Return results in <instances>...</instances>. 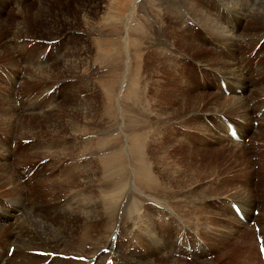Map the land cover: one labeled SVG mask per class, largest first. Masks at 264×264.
<instances>
[{"label": "rangeland", "instance_id": "374dc122", "mask_svg": "<svg viewBox=\"0 0 264 264\" xmlns=\"http://www.w3.org/2000/svg\"><path fill=\"white\" fill-rule=\"evenodd\" d=\"M42 1L45 5L43 4V9L39 10L40 14L43 13L42 15H46L47 12H49L51 18H56V23H58L56 25L61 27L60 30L59 27L55 30L52 26L46 29L45 26L41 25L42 22L45 23L44 16L41 18L31 15L35 13L32 7L37 6L38 3ZM39 2L38 0H17L16 2L15 0H0V117H3L2 119L0 118V162L4 161L6 158V156L3 155L8 152V146L12 141L10 144L12 156L10 163L13 165L12 168L15 169L18 167H16L15 164L17 159L24 162L21 168L22 170L25 167L34 166L35 163H38L39 168L37 172H40L43 176L46 175L48 179L46 184L36 186L34 193H32L29 187L32 176L23 179L24 175L22 171H17L14 174L15 176L17 174V178L15 179L24 187H22L23 192L25 191V196L29 201L27 204L29 203V206H33L37 203L36 205L43 207L44 201L48 203L51 201L49 200L50 197H56L53 204H57L56 208L49 209L42 220L37 224L38 233H27L26 231L29 229L27 227L24 228V232L26 233L21 235V237H24L21 242L20 256L18 255L17 264H37V262L38 264H88L90 261L86 259L85 256L87 253L91 252L92 246L96 250L98 249L96 241L101 239L102 231L98 236L96 233L97 229L95 228L97 226L95 213L101 215V211L97 209L95 213H90L91 216H88L90 219L87 217L83 219L89 221L88 225H90L89 227L91 228L88 229L93 236L92 239L96 240L95 245L86 243L81 234L84 228V221L81 219L80 212L85 213L89 211V207L84 211L78 209L77 203L74 202L76 194H78V197L84 203L94 199L95 204L98 206H100L98 198H100V200H107L112 204H114L116 200L121 199L120 195L122 193H118V195L117 193L114 194V192H101L100 194L96 192L97 185L100 187H104V185L106 186L108 184L112 185L111 183L114 185V182H111L114 181L113 175L109 174L110 172L113 173V170L100 159L109 155L111 152L110 150L99 151V153L92 157L88 156L89 158L86 157V159L77 158L76 160V158H74L70 160L66 158V160L62 157L59 159L48 157L51 152L46 151L53 150L59 153H65L69 151V148L74 146L73 151L76 152L75 155L77 154L79 143L76 136H74L75 138H60L55 136L59 134L64 135L65 133H68L70 136L76 131L71 130V127H73L72 121L75 123H82L83 115L80 113L82 112V104L94 108L92 115L94 116L93 122L95 127L93 125L91 131L95 134L93 136L94 140H96L95 147H98L105 141L110 148L121 150L125 155L123 159L126 161L123 174L129 173L130 178H127L126 182L131 184V194L142 199L150 200L137 212L138 222H141L144 227L151 228L156 232H168L169 245H171L170 248H173L171 252L173 256L175 253L180 252L177 244L184 242L185 239H189V234L186 236L187 238H184L182 233L188 231L184 226L189 227L187 225L190 223H187L185 219L179 218L171 222L170 220H172V218L166 219L165 216L167 214H159V212L154 209L150 210L151 207L156 208V204H159L156 203V200L162 202L168 207V210L174 212V206L172 205L173 209H171L170 205H167L168 201L175 202L173 199L181 198L192 200L195 197L194 201L197 200V197V201L207 199L205 203H200V205L197 204L196 206H198L199 213H201L199 216L209 219L207 214H209L210 211L216 212L217 210L212 206L215 205V201L212 199L226 197L225 199L239 202L240 199H237V197L248 198V194L250 193L255 197V202L258 207L254 211V220L252 221V226L256 225V232L251 225L249 231H253L255 234H260L264 237L260 229V224L264 225V216L260 221L257 217L261 209L264 210V200L262 199L260 202V198H264V154H258V151H256L258 148V150L264 149V135L263 133L256 134V132L252 130L251 134L253 137H246V139L249 140H247V143L244 145L233 142H229L228 144V142H224L223 146L225 147H219L205 131L208 129L211 133H215L216 127L213 126L212 128V125L210 123L208 124L203 118L210 119L213 115H224L226 116V118H222L224 122L226 120L231 121L232 117L230 116L242 117L236 116L234 114L236 112H232L233 108H231V102L233 101V104H235L239 99H237V101L236 99H230L233 94H231L230 88L228 89L230 93L225 91V86H222L225 95L212 94L214 89L211 86L201 88L197 91L192 81L193 71L190 70L188 72L187 69H184L186 63H193L192 65L196 67L197 70L199 69L203 72L214 71L221 74V71L214 66L219 62V56L216 54L224 56L223 52H221L222 50L216 47L209 49L203 47L197 38V34L199 33L207 35L211 40L217 43V45L222 46V48L227 49L234 55L241 54L237 57V63L242 67L243 62L240 57L243 55H247L248 57L251 50L258 44L253 50V57L264 43V0H93L92 2L91 0H39ZM50 2L52 6L54 5L53 10L49 9L48 3ZM58 2H60V4ZM27 8L29 10L28 14L25 10ZM21 9L22 11H19ZM84 9L88 10L87 12L92 9V12L90 11L84 14ZM18 11L21 13V17L24 16V19L20 17V14H17ZM228 11H236L238 13L237 17L239 19L241 18L239 22L241 30L232 28L229 24H226V19L223 18V15ZM55 12L57 13L55 14ZM61 13L69 19L66 20L61 17ZM87 14H89L87 16L88 18L86 17ZM91 15L93 16L91 17ZM83 16L88 20L84 19V21H82L81 19ZM23 20L24 22H22ZM91 20L93 24H91ZM16 23L22 26V32L25 33H22L23 35H19L17 38H12L11 35H16L15 32H17L15 30ZM205 25L208 26V28H205ZM151 26L154 28H151ZM67 28L72 29L66 30ZM57 30H59L60 34L55 33ZM210 30H214L221 41L217 38V42L212 37ZM94 31L96 34H94ZM142 31L143 33L140 34ZM67 33H71V35L69 37L64 36ZM56 34H59V37L51 40L55 38ZM240 35L244 36L246 39H244L243 43H238V46L234 45L237 36ZM253 36L255 37L253 38ZM156 37L162 40V46L159 48L155 45ZM222 37H227L228 42H231L233 47L229 44L228 46H223L224 41ZM114 49H116V52L113 53V51H115ZM66 54H68V56ZM80 56L88 58L89 63L87 66H82L78 71L69 67L70 60L65 64L62 63L65 58L71 57L72 60H74L75 57L78 58ZM226 56L230 57L228 55ZM216 58L218 60H216ZM221 59L226 60L225 58ZM59 60H61L63 65ZM200 60H204L205 62L208 61L207 63L211 64L202 63L203 61ZM43 61H49L47 63V67L50 65L48 69L54 67V73L50 77L52 79L43 80L45 79L42 78L43 76L32 72L34 66ZM227 61L229 60L225 62ZM257 63L264 75V51L260 54ZM11 66L13 67L11 68ZM89 68H91V71ZM85 69L89 72L84 71ZM33 73L35 75H33ZM185 73H187V75L184 76ZM243 74L249 75L251 71L248 72L247 69H244ZM263 85L264 81L261 83L262 87ZM182 88L186 92H192V98L189 99L187 96L184 97V91L180 90ZM248 89L250 91L252 86H249ZM242 91V95H239L243 97L246 92H244V90ZM252 91L249 92L248 98L243 99L248 109L249 107L253 108L256 98L259 97L257 93L252 97ZM229 94H231V96H229ZM259 98L263 99L261 97ZM215 99L216 102H214ZM226 100H229L227 102L229 105L228 108L225 105L223 109L222 107L212 105V103H223ZM260 101L261 105H263L264 101ZM53 103L58 106L60 105L58 110L55 109L56 107H51ZM24 107H33V112L19 116L13 114V110L22 111L23 113ZM258 107V105H255V108ZM6 109L8 111H6ZM226 109L227 113L225 111ZM135 111H137L138 114ZM249 114L250 111L247 115ZM148 115H150V117ZM206 123L208 127H206ZM126 124L128 125L127 128ZM139 124H141L140 126H142V128L138 126ZM129 126H132L131 130ZM134 126L135 128H133ZM137 126L138 129L136 128ZM253 126L258 128V123L254 121ZM74 128H76V125H74L73 129ZM80 130H82V128ZM104 130L107 132L106 134H102ZM132 130L137 131L133 132ZM32 131L34 132L32 133ZM101 131L103 132L101 133ZM138 131L140 132L139 134ZM154 135L155 137H153ZM134 136L141 138L140 141L136 142ZM255 140L257 143H254ZM142 144L144 146H142ZM235 144L243 149L240 151L233 149L232 147H234ZM134 148H136V151L143 152L145 163L141 167L144 169L143 172L147 174L146 183L139 186H137L136 183L139 178L142 179V171L139 172L141 167L139 164L135 163L133 154ZM26 153L28 157H26ZM41 153H43V155H41ZM90 158L91 160L94 158L93 160H96L98 164H93L92 166L93 169L95 168V176L97 177L96 184L97 182L98 184L89 185L87 184L88 182H84L80 185L79 183L76 184L74 182L76 169L81 170L85 164L88 163L87 161H89ZM260 158L262 160V169L261 164H259ZM47 162L49 167L42 168L43 164ZM21 165L20 163V166ZM103 176H105L104 180L106 179L108 181L104 185ZM36 179L37 173L32 183H36ZM59 181L66 185V187L61 186L58 194H47V192L51 193L56 190V186L60 184ZM100 183L102 184L100 185ZM73 184L74 186H71ZM121 185L123 186V184ZM147 185L150 186L149 195L144 194V189ZM69 187L75 189V192H70L71 190ZM49 189L52 190L48 191ZM123 191L124 186L121 192ZM126 193L127 190L124 195L125 199H130L131 196ZM188 193L190 195H188ZM3 194L4 192L2 191L0 193L1 201L6 199L2 197ZM196 194L198 196H196ZM201 197H204V199ZM117 204L118 203H116V205ZM183 205H185L183 209L175 208V210H180L175 212L181 213L186 211V214L193 213L192 205L191 208L186 206L185 203H183L182 206ZM206 206L209 211L206 209ZM111 208L112 206L106 208V211H103L102 215L104 219H101L103 231L108 224L112 225L108 222V220H110L109 217L108 220L106 218ZM222 212H218L222 215L218 216L219 218L226 216V214ZM227 213L229 212L227 211ZM18 217H20V215ZM79 220L81 222L77 223ZM222 220H224V218ZM164 221L166 223H164ZM190 222L192 223V220H190ZM69 224H71V227ZM72 224L74 225L72 226ZM182 224L184 226H182ZM208 225L212 224L209 223ZM40 226H42V228H40ZM189 229L195 230V226L193 228L189 227ZM178 230H180V232ZM7 232L8 230L4 232V234ZM77 232L81 233L78 234ZM243 236L248 237L249 241L255 244L254 237L253 235L250 237L249 232L243 230L239 238ZM4 241L5 240L0 238V246ZM136 241L137 238H132L128 243L134 246ZM232 241L233 240H231L227 246L222 245L221 249H224L222 253H225L228 249H235L236 243L229 247ZM123 243L124 241L120 240L117 241L118 245L114 242L115 248L117 247L116 250L120 248L121 251L118 253H116V250L115 252L106 251L105 254L102 255L101 264H127V256H129V253L125 254L127 253L125 252L126 246H123ZM255 245H252L247 255L256 254ZM226 247L227 249H225ZM248 248V246L244 247L240 254L241 257ZM131 250H133V248H131ZM134 250H141V253H145L141 247L134 248ZM79 251H82L83 254ZM10 256L9 254L7 258H3V261L0 262L7 264V260ZM97 256L98 254L95 257ZM25 258L26 261L24 260ZM173 258L175 259V257ZM211 259L214 260V254H211ZM169 261L171 260L169 259ZM185 263H191V259H186ZM90 264H93V262ZM257 264H261L260 261Z\"/></svg>", "mask_w": 264, "mask_h": 264}, {"label": "bare ground", "instance_id": "6f19581e", "mask_svg": "<svg viewBox=\"0 0 264 264\" xmlns=\"http://www.w3.org/2000/svg\"><path fill=\"white\" fill-rule=\"evenodd\" d=\"M17 0H15L16 2ZM25 1V0H23ZM93 0H91L92 2ZM168 1V0H167ZM39 2V0H38ZM45 2V1H44ZM55 2V1H54ZM69 2V1H68ZM72 2V1H71ZM88 2V1H87ZM171 2V1H170ZM60 4V2H58ZM81 3V2H80ZM94 3V2H93ZM91 3V4H93ZM105 3V2H104ZM43 1L39 2L37 6L32 7V10L35 11V13L31 14L33 16L36 17H43L44 16V22L45 23H41V25L45 26L46 29L50 28V26L53 27V29L55 28V30L59 27V30L61 29V27L59 25H56L58 23H56V18H51V15L49 12H47V14L42 15L43 13L40 14V9H43ZM99 4V2H98ZM170 4V3H169ZM172 4V3H171ZM45 5V4H44ZM68 5V4H67ZM71 5V4H70ZM100 5V4H99ZM142 5V4H141ZM229 5V4H228ZM49 9L53 10V6L50 3H48ZM81 6V5H80ZM89 7V6H87ZM92 7V6H91ZM143 7V6H142ZM168 7V6H167ZM52 8V9H51ZM59 8V7H58ZM171 8V7H170ZM174 8V6H173ZM60 9V8H59ZM89 9V8H88ZM178 9V8H175ZM18 10V9H17ZM26 13L28 14V8L25 9ZM81 10V9H80ZM19 11H22L19 10ZM20 17H21V13ZM60 11V10H59ZM62 11V9H61ZM65 11V10H63ZM83 11V10H82ZM88 10L84 9V14H86ZM90 11L92 12V9H90ZM89 11V12H90ZM178 11V10H177ZM87 12V13H89ZM24 13V12H23ZM57 12H55L56 14ZM110 13V12H109ZM178 13V12H177ZM16 14V12H15ZM16 14V15H17ZM93 14V13H92ZM237 12L236 11H228L227 13H225L223 15V18L226 19V24H229L232 28H237L239 30L240 27V19L237 17ZM14 15V14H13ZM61 17H63L64 19L68 20L69 18L62 15V13L60 14ZM89 14L86 15V17ZM212 15V14H211ZM244 15V14H243ZM3 16V15H2ZM80 16V15H79ZM85 16V15H84ZM82 17V21H84V19L88 20L86 17ZM93 15H91L92 17ZM259 16V15H258ZM17 17V16H15ZM24 17V16H23ZM23 17H21L22 19H24ZM241 17V16H239ZM20 18V20H21ZM27 18V17H26ZM81 18V17H79ZM55 19V20H54ZM91 19V18H90ZM256 19V17H255ZM264 20V19H263ZM29 21V19H28ZM33 21V20H32ZM252 21V20H251ZM19 22V21H18ZM24 22V20L22 21ZM26 22V21H25ZM206 22V21H205ZM20 23V22H19ZM16 23L15 25V30L17 32H15L16 35H11L12 38H17L19 37V35H23L22 33V26ZM29 23V22H28ZM85 23V22H84ZM250 23V22H249ZM83 24V23H82ZM91 24L92 20H91ZM23 25V24H22ZM26 25V24H25ZM160 25V24H159ZM250 25V24H249ZM85 26V25H84ZM88 26V25H86ZM135 26V25H134ZM144 26V25H143ZM203 26V25H202ZM241 26V25H240ZM28 27V26H27ZM69 27V26H68ZM90 27V26H89ZM149 27V26H147ZM160 27V26H159ZM205 28H208V26H204ZM244 27V26H243ZM250 27V26H249ZM246 27V28H249ZM87 28V27H86ZM151 28H154L151 26ZM196 28V27H195ZM221 28V27H219ZM252 28V27H251ZM27 29V28H26ZM29 29V28H28ZM72 28H67L66 30H71ZM76 29V28H75ZM83 29V28H82ZM91 29V28H89ZM94 29V28H93ZM148 29V28H147ZM214 29V28H213ZM52 30V29H51ZM59 30H57L55 33H59ZM63 30V29H62ZM65 30V31H66ZM92 30V29H91ZM95 30V29H94ZM146 30V28H145ZM153 30V29H152ZM25 31V30H24ZM151 31V30H149ZM147 31V32H149ZM216 31V30H215ZM27 32V31H26ZM48 32V31H47ZM61 32V31H60ZM76 32V31H75ZM140 32V31H139ZM152 32V31H151ZM150 32V33H151ZM155 32V31H154ZM220 32V31H219ZM91 33V32H88ZM143 31L140 33L142 34ZM145 33V31H144ZM210 33L212 35V37L216 40L218 37L215 34L214 30H210ZM28 34V33H27ZM60 34V33H59ZM59 34L55 35V38H52L51 40H54L56 38L59 37ZM94 34L95 31H94ZM154 34V33H153ZM29 35V34H28ZM50 35V34H49ZM62 35V34H61ZM71 35V33H67L64 36L69 37ZM157 35V34H155ZM25 36V35H24ZM233 36V35H232ZM249 36V35H248ZM247 36V37H248ZM21 37V36H20ZM31 37V36H30ZM88 37V36H87ZM145 37V36H144ZM154 37V36H152ZM159 37V36H158ZM156 37L157 39L155 40V45L157 46V48L161 47L162 44V40H160V38ZM241 37V38H240ZM246 37V36H245ZM255 36H253L254 38ZM138 38V37H137ZM194 38V37H193ZM197 38L198 41L201 42V45L207 49L209 48H218L221 49L224 54V56H220L218 54H216L217 56H219V62H217V65L214 66L215 68L219 69L221 71V75L218 72H211V71H201V70H197L196 67H194L192 64L193 63H186L184 69H187L188 72L190 70L193 71V77H192V81L197 89V91H199L201 88H207L209 86H211L214 90V92H208V93H212V94H217V95H221L224 94L225 95V91H228V89L230 88L231 90V94H233L232 97H230V99H239V101L235 104L232 103V107L233 110L232 112H236L234 113L236 116H242V117H234V116H230L232 117L231 121H224V119L222 118H226V116L224 115H213L210 119H206L203 118V120H205L206 122H208V124L210 123L211 127L213 128V126L216 127L215 129V133H211L208 129L205 130L206 133L211 136L212 140L219 146V147H225L224 142H233L239 145H244L245 143H247L246 141L249 139H246V137L250 136L251 138L253 137L252 130L253 132L257 133H263L264 135V104L261 105V101H264V85L263 87L261 86V83H263L264 81V75L262 74V71L260 69L258 62L259 56L260 54L264 51V43L262 44L261 48L259 49V51H257V53L252 57V53L253 50L257 47V45L251 50V52L249 53L248 57L247 55H243L242 57H240V59L243 62V66L241 67L238 63H237V57H239V55H234L233 53H231L230 51H228L225 48H222V46L217 45V43H215L213 40H211L207 35H203L201 33L197 34ZM232 38V37H231ZM42 39V38H41ZM139 39V38H138ZM147 39V38H146ZM162 39V38H161ZM219 39V38H218ZM227 37H222V40L224 41V45L223 46H228V44L232 46L231 42H228ZM244 36L240 35L237 36V40L236 43L234 45L238 46V43H243L244 42ZM45 40V39H44ZM220 40V39H219ZM253 40V39H252ZM153 41V40H152ZM218 42V40H216ZM221 41V40H220ZM70 42V41H69ZM246 42V41H245ZM95 43V42H94ZM120 43V42H119ZM118 43V44H119ZM222 43V44H223ZM248 43V41H247ZM145 44V43H144ZM187 44V43H186ZM220 44V43H218ZM96 45V44H95ZM152 45V44H151ZM193 45V44H192ZM221 45V44H220ZM248 45V44H247ZM3 46V45H2ZM6 46V45H5ZM98 46V45H97ZM116 47H118L117 45H115ZM189 46V43H188ZM191 46V45H190ZM199 46V45H198ZM151 48V47H150ZM23 50V49H22ZM90 50V49H89ZM116 52V49H114ZM196 50V49H195ZM232 50V48H231ZM74 51V50H73ZM83 51V50H82ZM108 51V50H107ZM112 51V50H111ZM190 51V50H189ZM235 51V49H234ZM6 52V51H5ZM71 53V52H70ZM75 53V52H74ZM83 54V53H82ZM119 54V53H118ZM6 55V54H5ZM10 55V54H9ZM68 56V54H66ZM65 55V56H66ZM70 55V54H69ZM87 55V54H86ZM89 55V54H88ZM112 55V54H111ZM226 55L230 56L227 57ZM71 56V55H70ZM90 56V55H89ZM118 56V55H117ZM63 57V56H62ZM61 57V58H62ZM88 57V56H87ZM197 57V56H196ZM212 57V56H211ZM252 57V58H251ZM64 58V57H63ZM71 57H68L67 59L65 58L63 60V64L67 63L69 60L70 66L72 69H74L75 71H78L82 66H87L89 63L88 58L86 57H75L74 60H72ZM215 58V57H214ZM221 58H225L226 60H229L227 62H225L226 60H223ZM234 58V61H233ZM92 59V58H91ZM39 60V59H38ZM95 60V58H94ZM216 60H218L216 58ZM61 63V60H59ZM203 61L202 63L208 64L210 65L211 63H207L204 60H200ZM49 62V61H48ZM48 62H42L37 64L36 66H34V69H32L35 74L37 75H41L43 76L42 78H45L43 80L46 79H52L50 78L53 73H54V67L48 69L47 67V63ZM94 62V61H93ZM97 62V61H96ZM197 62V61H196ZM233 62V63H232ZM261 62V61H260ZM14 63V61H13ZM61 63V64H62ZM215 63V62H214ZM213 63V64H214ZM10 64V63H9ZM8 64V65H9ZM62 64V65H63ZM95 64V63H94ZM93 64V65H94ZM204 64V65H205ZM256 64V65H255ZM262 64V62H261ZM14 65V64H13ZM61 65V66H62ZM114 65V64H113ZM254 65V66H253ZM18 66V65H17ZM53 66V65H52ZM116 66V65H114ZM13 66H11L12 68ZM67 67V68H69ZM263 67V65H262ZM64 68V67H63ZM264 68V67H263ZM17 69V68H15ZM29 69V68H28ZM91 71V68H89ZM247 69L248 72L251 71V74H243V70ZM69 70V69H68ZM71 70V69H70ZM213 70V69H212ZM216 70V69H214ZM60 71V70H59ZM67 71V70H66ZM84 71H88L87 69H85ZM119 71V69H118ZM29 72V71H28ZM27 72V73H28ZM56 72V71H55ZM89 72V71H88ZM179 72V70H178ZM187 72V73H188ZM33 73V75H35ZM68 73V72H67ZM187 73L184 74L187 75ZM61 74V73H60ZM96 75V74H95ZM225 76V77H224ZM35 77V76H34ZM39 77V76H36ZM58 77V76H57ZM41 78V79H42ZM29 79V78H27ZM36 79V78H35ZM40 79V80H41ZM56 79V78H55ZM54 79V80H55ZM61 79V78H60ZM58 80V79H57ZM17 82V81H15ZM38 82V81H37ZM40 82V81H39ZM161 82V81H159ZM203 84V85H202ZM217 84V85H216ZM222 84L225 86L224 89L225 91L222 89ZM252 86V89L250 91H252V97L255 93H257V95L263 99H260L259 97L256 98L255 103L253 108L249 109L247 108V106L245 105L243 99L248 98L249 96V89L248 87ZM178 88V87H177ZM244 90V92H246V94L242 97L239 94L242 95L243 91L240 89ZM182 91H184L183 96L184 97H189L192 98V92H186L183 88L180 89ZM217 91V92H216ZM229 92V91H228ZM144 93V92H143ZM156 93V92H155ZM181 93V92H180ZM230 93V92H229ZM201 94V92H200ZM206 94V93H204ZM211 94V95H212ZM231 94H229V96H231ZM182 95V94H181ZM179 96V95H178ZM200 96V95H199ZM209 96V95H208ZM213 96V95H212ZM211 96V97H212ZM223 96V95H222ZM228 96V97H229ZM204 97V96H203ZM218 97V96H217ZM179 98V97H178ZM214 98V97H213ZM222 98V97H221ZM186 99V98H185ZM242 99V100H240ZM141 101V100H140ZM212 101V100H211ZM214 101V100H213ZM229 100H226L223 103H212V105H216L219 107H222L225 105L227 108L229 107L228 102ZM3 102V101H2ZM81 102V101H80ZM154 102V101H153ZM216 102V99L215 101ZM219 102V101H218ZM55 103L51 104V107H56L55 109L58 110L59 106L58 105H54ZM82 104V102H81ZM138 104V103H137ZM157 104V103H156ZM203 104V103H202ZM249 104V103H248ZM54 105V106H53ZM128 105V104H127ZM201 105V104H200ZM199 105V106H200ZM255 105H258V108H255ZM261 105V106H260ZM67 106V105H66ZM74 106V105H73ZM82 112L81 115H83V121L80 124L79 123H75L74 121H72L73 123V127L74 125H76V128L73 129V127H71V130H76L72 135H68V133H65L64 135L59 134L55 137H60V138H70V137H74L76 136L78 143H79V149L77 151V154L75 155V151L74 147L69 148L68 152L65 153H59L58 151H46V152H51L48 157L49 158H55V159H59V158H64V159H70L73 160L74 158L78 159H86V157L88 156H93L97 153H99V151H105V150H110L111 152L109 153V155H107L106 157H102L100 158L101 160H103L104 164L107 165L110 169L113 170V173L110 172V175H113V179L114 181V185L113 183H111L112 185H104L106 182H108L106 179V181L104 180L103 176V185L104 187H100L98 186V182L96 184V180L97 177L95 176V168L93 169L92 166L93 164H97L96 160H93L94 158H90L89 161H87L88 163L85 164V166L81 169V170H77L76 169V175L74 177V182L76 184L79 183L82 184L84 182H88L87 184H92V185H97V191L98 194H100L101 192H114V194H118V193H122L120 195L121 199H118L114 202V204H112L111 202L107 201V200H100V198H98V201L100 203V206L95 204L94 199H92V201H89L87 203H84L80 200V198L78 197V194H76V197L74 198V202L77 203L78 209H80L81 211H84L85 209H87L89 207V211L84 212H80V216L82 217L81 219H85L86 217L89 218L88 216H91L90 213H95V211L97 209H99L101 211V215H99L98 213H95V221H97V226L95 227L96 233L98 234V236L101 234L100 232L102 231L101 234V239H98V241L93 240L92 239V235L90 234V231L88 228L90 225H88L89 221L83 220L84 222V228L82 229V236L84 237V241L86 243H92L95 245V243L97 242L98 244V249L96 250L95 248L91 249L90 253H87V255L85 256L86 259H89V263L93 262V264H101L102 261V255L105 254L106 251H114L116 250L115 246H114V242L120 240V241H124V243L122 244L123 246H126L125 249L129 256H127V264H187L185 263V260L190 258L191 259V263L189 264H257L259 261L261 264V256L260 254H264V250L261 249V253L259 246H263L264 248V237H262L260 234H255L256 232V225L252 226L253 223L252 221L254 220V211L255 209L258 207L257 203L255 202V197H253L250 193L248 194V198L246 197H237V199H240V201H232V200H228L224 198H219V199H212L213 201H215V205H212L216 210V212H212L210 211L209 214H207V217L209 219H207L206 217H200L199 215L201 213H199V208L198 206H196L197 204L200 205V203H205L206 200H197L194 201V199L192 200H187V199H173L175 202H170L168 201L167 205H170V208L173 209L172 207L174 206V212L168 210L167 206L164 205L162 202L157 201L156 204L157 207L153 208L151 207V209L156 210L157 212H159V214L163 213L164 215L167 214L165 217L166 219L172 218V220H170L171 222H174L175 219L179 218V219H185V221H187V223H190L189 227L193 228L195 226V230L189 229V227H186L182 224V226H184L186 229H188L187 232H183L182 235L185 238L188 234H189V239H185L184 242H180L177 244L178 249L180 250V252L175 253L174 256L171 254L172 249L170 248L171 245H169V233H164L163 231L156 232L151 228H147L144 227L143 224L141 222H138L137 220V212L139 210H141L142 206H144L147 202H149L150 200L148 199H142L140 197L134 196L133 194H131L130 189L131 184L127 183L126 180L129 177V173H125V175L123 174L124 171V166L126 165V161L123 159V157L125 158V155L123 154V152L121 150H115L113 148H110L109 145H107L105 143V141H103L98 147H95L96 145V140H94V135L93 132L91 131V127L94 125V116L92 115V112L94 110L93 107L88 106L86 104H82ZM168 106V105H167ZM3 107V106H2ZM128 107V106H127ZM131 107V106H130ZM207 107V106H206ZM214 107V106H213ZM212 107V109H213ZM124 108V107H123ZM132 108V107H131ZM210 107L208 106V109ZM215 108V107H214ZM237 108V109H236ZM33 107H24L23 109V113L22 111H15L13 110V114L15 116H19V115H25V114H29L33 112ZM96 109V108H95ZM203 109V108H202ZM205 109V108H204ZM211 109V110H212ZM230 109V108H229ZM236 109V111H235ZM60 110V109H59ZM126 110V108H125ZM133 110V108H132ZM210 110V109H209ZM6 111H8L6 109ZM54 111V110H53ZM72 111V110H71ZM127 111V110H126ZM182 111V110H181ZM205 111V110H204ZM222 111V110H221ZM227 113V109L225 110ZM250 111V114L247 115V113ZM60 112V111H59ZM75 112V111H73ZM133 112V111H132ZM137 112V111H135ZM141 112V111H140ZM187 112V111H186ZM216 112V110H215ZM231 112V111H230ZM91 113V114H90ZM130 113V112H129ZM206 113V112H205ZM214 113V112H213ZM3 114V113H2ZM98 114V113H97ZM102 114V113H101ZM138 114V112H137ZM141 114V113H140ZM160 114V113H159ZM189 114V113H188ZM191 114V113H190ZM204 114V113H203ZM9 115V114H8ZM13 115V116H14ZM52 115V114H51ZM133 115V114H132ZM184 115V114H183ZM182 115V116H183ZM187 115V113H186ZM46 116V115H45ZM150 117V115H148ZM160 116V115H159ZM156 117V116H155ZM179 117V116H177ZM176 117V118H177ZM181 117V116H180ZM1 118V117H0ZM3 118V117H2ZM1 118V119H2ZM21 118V117H20ZM72 118V117H71ZM128 118V117H127ZM131 118V117H130ZM129 118V119H130ZM138 118V117H137ZM145 119H147L146 117H144ZM143 118V119H144ZM259 118V119H258ZM166 119V118H165ZM41 120V119H40ZM3 121V120H2ZM76 121V120H75ZM138 121V120H137ZM136 121V122H137ZM148 121V120H147ZM222 121V122H221ZM256 121L258 123V128H255V126H253V122ZM8 122V121H7ZM149 122V121H148ZM221 122V123H220ZM226 122H230L232 123L236 130H237V138L238 139H234L232 137L229 136V129L227 128V124ZM9 123V122H8ZM135 123V122H134ZM141 123V120H140ZM145 123V122H144ZM220 123V124H219ZM14 124V122H13ZM80 124V126H79ZM128 124V123H127ZM126 124V125H127ZM3 125V124H2ZM6 125V124H5ZM141 124H139L138 126H140ZM71 126V125H70ZM133 126V125H132ZM131 126V127H132ZM138 126L136 127L138 129ZM5 127V126H4ZM3 127V128H4ZM37 127V126H36ZM95 127V125H94ZM128 127V125L126 126V128ZM130 127V126H129ZM130 127V130H131ZM142 128V126H140ZM145 127V126H144ZM151 127V126H150ZM202 127V126H200ZM206 127H208L207 123H206ZM82 128V130H80ZM135 128V126L133 127ZM254 128V129H253ZM11 129V128H10ZM26 129V128H24ZM23 129V130H24ZM38 129V128H37ZM145 129V128H144ZM153 129V128H151ZM34 130V129H33ZM110 130V129H109ZM129 130V129H128ZM28 131V130H27ZM31 131V130H30ZM35 131V130H34ZM32 131V133L34 132ZM40 131V130H39ZM107 131V129H106ZM104 130L101 131L102 134H106V132ZM133 131V130H132ZM137 131V130H136ZM133 131V132H136ZM142 131V130H141ZM22 132V131H21ZM41 132V131H40ZM130 132V131H128ZM147 132V131H146ZM153 132V131H152ZM157 132V131H156ZM12 133V132H11ZM30 133V132H29ZM31 133V134H32ZM97 133V132H96ZM100 133V132H99ZM100 133V134H101ZM140 132L138 131V134ZM145 133V132H144ZM149 133V132H148ZM23 134V133H22ZM28 134V133H27ZM26 134V135H27ZM98 134V133H97ZM96 134V135H97ZM136 134V133H134ZM216 134V135H215ZM35 135V133H34ZM37 135V134H36ZM89 135V136H88ZM92 135V136H91ZM111 135V133H110ZM22 136V135H21ZM41 136V135H39ZM38 136V137H39ZM91 136V137H90ZM99 136V135H98ZM105 136V135H102ZM101 136V137H102ZM141 136V135H139ZM144 136V135H143ZM259 136V135H258ZM37 137V138H38ZM100 137V138H101ZM109 137V136H108ZM135 137V136H134ZM152 137V136H151ZM155 137V135L153 136ZM262 137V136H261ZM30 138V137H29ZM35 138V137H34ZM42 138V137H40ZM44 138V137H43ZM75 138V137H74ZM256 138V137H255ZM26 139V138H25ZM72 139V138H71ZM141 138L139 137H135V141L139 142ZM146 139V138H145ZM245 139V140H244ZM12 142V141H11ZM10 142V144H11ZM134 142V141H133ZM254 143H257L256 140ZM259 143V142H258ZM8 146V152L6 154H4L3 156H6V158L4 159V161L0 162V193L3 191L4 192V196L2 195V197L6 198L5 200L1 201L0 199V238L2 240H5L3 242V244L0 246V261H3V258H7L9 256V254L11 255L9 257V259L7 260V264H17V259L20 256L19 252L21 250V242L23 241V237H21V235L23 233H33L36 234L38 233L37 230V224L42 220V218L45 216L46 212L49 209H55L56 208V203L53 204V202H55L56 197H50L49 200H51L49 203L44 201V205L43 207L36 205L37 203H35L33 206H29L27 204L28 198L25 196V191L23 192V185L20 184V182H18L15 178H17V174L16 176L14 175L17 171H22L24 178H28L29 176H32L31 181H30V185L29 187L31 188V192L34 193V190L36 188V186L39 185H44L47 183L48 179L46 175H41L40 172L38 171V163H35L34 166H30V167H25L23 170L21 169L23 167V161L20 159H17L15 161L16 167L15 169L12 168V164L10 163V159H11V146ZM234 145V147H232L233 149H237L238 151L242 150V147H239L238 145ZM76 145V144H75ZM146 145V144H145ZM153 145V144H152ZM151 145V146H152ZM254 145V144H252ZM78 146V145H76ZM112 146V145H111ZM142 146H144L142 144ZM148 146V145H147ZM146 146V147H147ZM150 146V145H149ZM259 146V145H258ZM264 146V144H263ZM139 147V146H138ZM144 147V148H146ZM66 149V148H65ZM68 149V148H67ZM119 149V148H118ZM259 149V148H258ZM256 150L258 151V154H264V149H260V150ZM2 150V149H1ZM77 150V147H76ZM231 150V149H230ZM244 151V150H243ZM28 153V152H27ZM26 153V157H28ZM241 153V152H240ZM244 153V152H243ZM133 154H134V160L135 163L139 164L140 167L145 163L144 160V156H143V152L142 151H136V148L133 149ZM16 155V152H15ZM41 155H43V153H41ZM211 156V155H210ZM239 156V154H238ZM223 157V156H222ZM89 158V157H88ZM236 158V157H235ZM234 158V159H235ZM66 159V160H67ZM99 159V160H100ZM98 160V161H99ZM248 160V159H247ZM242 162V161H241ZM18 163V164H17ZM20 163L22 164L20 166ZM73 163V162H72ZM134 163V162H133ZM259 164H261V169H262V160L260 158ZM98 165V164H97ZM135 165V164H134ZM68 166V165H67ZM43 167H49L48 162L44 163ZM90 167V168H89ZM98 167V166H97ZM100 167V166H99ZM136 167V165H135ZM143 168L141 167V170L139 172L142 171V179H138V182L136 183L137 186L146 183L145 180L147 178V174H145L143 172ZM101 171V170H100ZM111 171V170H110ZM70 172V171H69ZM105 172V170H104ZM128 172V171H127ZM37 173V179H36V183L32 181L35 179V175ZM135 174V173H134ZM255 174V173H254ZM74 175V174H72ZM139 176V175H138ZM102 177V176H101ZM110 177V176H109ZM132 177V176H131ZM137 177V176H136ZM112 179V180H113ZM102 180V181H103ZM132 180V179H131ZM60 184H58L56 186V190H54L53 192L49 193L47 192V194H52V193H56L58 194L61 186L66 187V185L62 184L61 181H59ZM72 182V181H71ZM101 182V180H100ZM129 182V181H128ZM264 182V181H263ZM110 183V182H109ZM123 184L124 186V191L121 192V190L123 189V186L121 184ZM102 183H100L101 185ZM135 184V185H136ZM84 185V184H83ZM259 185V184H258ZM264 185V184H263ZM68 186V185H67ZM71 186H74L71 185ZM23 187V188H22ZM192 187V186H190ZM196 187V186H195ZM149 188L150 186H146V188L144 189V194L145 195H149ZM194 188V187H193ZM254 188V187H253ZM69 189L71 190L70 192H75L72 187H69ZM52 189H49L48 191H51ZM127 190V195L131 196L130 199H125L124 195L125 192ZM62 191V190H61ZM196 191V189H195ZM202 191V189H201ZM46 192V191H45ZM193 192V191H192ZM261 192V190H260ZM191 193V192H190ZM195 193V192H194ZM46 194V195H47ZM91 194V193H90ZM111 194V193H109ZM182 194V193H181ZM119 195V194H118ZM188 195H190L188 193ZM192 195V194H191ZM202 195V194H201ZM177 196V195H176ZM182 196V195H181ZM196 196H198L196 194ZM200 196V194H199ZM105 197V196H104ZM119 197V196H118ZM92 198V197H91ZM200 198V197H199ZM202 198V197H201ZM228 198V197H227ZM204 199V197L202 198ZM262 199L264 200V198H260V202L262 201ZM177 202V203H176ZM208 202V201H207ZM210 202V200H209ZM116 203H118L116 205ZM166 203V202H165ZM185 203L186 206H189V208H191L192 205V211L193 213H189L186 214L185 212H181V213H176L177 210L179 208L185 207V205L182 206V204ZM211 203V202H210ZM161 204V205H160ZM36 205V206H35ZM51 205V206H50ZM173 205V206H172ZM206 205V204H205ZM226 205V206H225ZM237 206V208L239 209V213L240 215H237L233 212V208L232 206ZM73 206V205H72ZM105 206V207H104ZM112 206L111 210H109L110 212L108 213V216H106L107 220L108 217L110 220H108L109 223H111L112 225H109L104 229L101 226V219H104L103 211H106V208ZM117 207V208H116ZM207 207V206H206ZM71 208V206H70ZM116 208V209H114ZM175 208H177L175 210ZM69 209V208H68ZM208 211V207L206 208ZM205 209V210H206ZM73 210V209H72ZM191 210V209H190ZM70 211V210H69ZM176 211V212H175ZM223 211V212H222ZM227 211L229 213H227ZM189 212V211H188ZM218 212H222L223 214H226V216H224V220H222V217H218V216H222L220 213ZM20 213V214H18ZM70 213V212H69ZM256 214V212H255ZM20 215V217H18ZM78 215V214H77ZM76 215V216H77ZM264 216V210L261 209L259 215L257 216L259 219V221L263 218ZM105 218V219H106ZM90 219V218H89ZM257 219V218H256ZM74 220V219H73ZM92 220V219H91ZM190 220H192V223L190 222ZM169 221V222H170ZM179 221V220H178ZM81 222L80 220L77 222L79 223ZM91 222V221H90ZM177 222V220H176ZM76 223V221H75ZM99 223V226H98ZM164 223H166L164 221ZM183 223V222H182ZM196 223V224H194ZM209 223H211L212 225H208ZM96 224V223H95ZM185 224V223H184ZM202 224V227H201ZM10 225V226H9ZM74 224H72L73 226ZM83 225V224H82ZM92 225V224H91ZM186 225V224H185ZM250 225L252 227H254V231H249ZM261 225V230H262V234L264 236V225ZM69 226L71 227V224H69ZM76 226V225H75ZM258 227H260L259 225H257ZM27 227L29 230L24 232V228ZM83 227V226H82ZM94 227V226H93ZM180 227V226H179ZM40 228H42V226H40ZM68 229V228H67ZM66 229V230H67ZM180 229V228H179ZM183 229V228H182ZM8 230V232L6 234H4V232H6ZM92 230V229H90ZM243 230L249 232L250 237L251 235H253L254 237V242H250L249 238L246 236H243L241 238L240 235L242 234ZM79 231V230H78ZM95 231V230H94ZM171 231V230H170ZM180 232V230H178ZM259 232V231H257ZM78 233V232H77ZM78 233V234H79ZM252 233V234H251ZM178 234V232H177ZM25 235V234H24ZM104 235V236H102ZM176 235V234H175ZM178 236V235H177ZM181 236V235H180ZM205 236V237H202ZM179 237V236H178ZM132 238H137V241L135 242V245H129V240ZM182 238V237H181ZM187 238V237H186ZM172 239V238H171ZM232 244H230L229 247L233 246L235 243V249H228L225 253H222V245L223 246H227V244L231 241ZM96 241V242H95ZM132 241V240H131ZM134 241V240H133ZM171 242V241H170ZM61 243V242H60ZM172 243V242H171ZM174 244V243H173ZM118 245V244H117ZM252 245H255L254 247L256 248V254H248L247 252L249 251V249L252 248ZM174 246V245H173ZM249 247L248 250L245 251V253L243 254V256L241 257L240 254L243 251L244 247ZM137 247H141L145 253H141V250L139 251H135L134 248ZM176 247V249H177ZM131 248H133V250H131ZM175 248V247H174ZM237 248V249H236ZM29 249V248H28ZM227 249V247L225 248ZM32 250V249H30ZM26 251V250H25ZM84 251V250H83ZM121 249L118 248L116 250V253L120 252ZM143 251V252H144ZM175 251V250H174ZM177 251V250H176ZM81 254H83L82 251H79ZM88 252V251H87ZM214 254V260L211 259V254ZM98 254L97 257H95ZM19 255V256H18ZM225 255V256H224ZM23 256V255H22ZM25 256V255H24ZM27 256V255H26ZM258 256V257H257ZM83 257V256H80ZM175 257V259L173 258ZM24 258V257H23ZM30 258V257H29ZM109 258V257H108ZM105 259V258H104ZM169 259L171 261H169ZM20 260V259H19ZM26 261V258L24 259ZM23 261V260H21ZM28 261V260H27ZM40 261V260H39ZM77 261V259H76ZM74 261V262H76ZM212 261V262H211ZM24 262V261H23ZM30 262V261H29ZM20 263V262H19ZM0 264H4L3 262H0ZM22 264V263H21ZM25 264V263H24ZM27 264V263H26ZM38 264V262H37ZM80 264V263H79Z\"/></svg>", "mask_w": 264, "mask_h": 264}]
</instances>
